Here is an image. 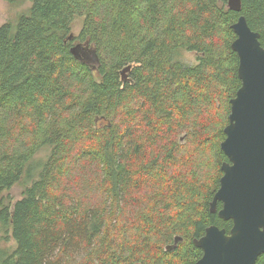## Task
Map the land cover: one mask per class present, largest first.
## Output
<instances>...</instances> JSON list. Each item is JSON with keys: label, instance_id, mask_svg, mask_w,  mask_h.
Masks as SVG:
<instances>
[{"label": "trees", "instance_id": "1", "mask_svg": "<svg viewBox=\"0 0 264 264\" xmlns=\"http://www.w3.org/2000/svg\"><path fill=\"white\" fill-rule=\"evenodd\" d=\"M30 2L0 25V264H195L193 239L232 226L210 212L241 84L231 25L264 45V0Z\"/></svg>", "mask_w": 264, "mask_h": 264}, {"label": "water", "instance_id": "2", "mask_svg": "<svg viewBox=\"0 0 264 264\" xmlns=\"http://www.w3.org/2000/svg\"><path fill=\"white\" fill-rule=\"evenodd\" d=\"M225 1L227 8L241 11L242 0ZM231 28L236 36L231 48L238 56L241 84L229 100L225 138L220 143L227 160L220 167L222 175L210 212L217 211L218 217L231 220L232 226L226 232L211 224L202 236L193 239V244L202 250L195 264H255L264 253V45L243 15ZM79 49L78 44L74 45L71 52L82 60ZM89 59L92 61L93 57ZM94 59L98 63L96 56ZM131 67L121 70L123 81ZM180 241L182 238L175 236L170 249Z\"/></svg>", "mask_w": 264, "mask_h": 264}, {"label": "rangeland", "instance_id": "3", "mask_svg": "<svg viewBox=\"0 0 264 264\" xmlns=\"http://www.w3.org/2000/svg\"><path fill=\"white\" fill-rule=\"evenodd\" d=\"M30 5V0H15L13 3H7L4 0H0V25L8 21L14 22L20 14L25 13L28 10ZM78 30L79 24H76L73 28L72 34H77ZM178 56L179 59L186 62L187 64H194L197 62V54L192 51L181 49V54ZM46 154L47 149L39 152L33 162H39V160H43ZM29 185L30 183L26 182L25 180H21L17 184L13 185L10 189L3 193L5 202L13 204L19 200L22 197L25 188ZM5 234L9 236V238L0 242V253H9L15 247V243L10 238V235L8 233Z\"/></svg>", "mask_w": 264, "mask_h": 264}, {"label": "flooded vegetation", "instance_id": "4", "mask_svg": "<svg viewBox=\"0 0 264 264\" xmlns=\"http://www.w3.org/2000/svg\"><path fill=\"white\" fill-rule=\"evenodd\" d=\"M217 209H219V208L217 207ZM215 212H217V211H215ZM215 212H213V213H215Z\"/></svg>", "mask_w": 264, "mask_h": 264}, {"label": "bare ground", "instance_id": "5", "mask_svg": "<svg viewBox=\"0 0 264 264\" xmlns=\"http://www.w3.org/2000/svg\"><path fill=\"white\" fill-rule=\"evenodd\" d=\"M126 78H128V75H127V77Z\"/></svg>", "mask_w": 264, "mask_h": 264}]
</instances>
